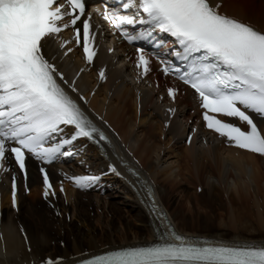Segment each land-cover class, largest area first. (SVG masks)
I'll use <instances>...</instances> for the list:
<instances>
[{
    "label": "snow or ice",
    "instance_id": "1",
    "mask_svg": "<svg viewBox=\"0 0 264 264\" xmlns=\"http://www.w3.org/2000/svg\"><path fill=\"white\" fill-rule=\"evenodd\" d=\"M221 6L218 0H118V6L111 8L104 0L102 13L97 11L130 44L147 41L156 32L174 38L169 55L186 67L161 60L164 74H175L194 91L208 129L232 146L264 156V29L221 12ZM86 9L87 0H0V162L6 154L14 155L25 176L26 153L50 164L73 155L80 138L97 145L110 143L104 127L107 121L94 119L82 106L80 101H87L79 95L75 81L68 83L50 55L55 38L71 30L76 46L93 63L96 33L92 13ZM71 42L61 40L59 47ZM165 43L154 41L155 49ZM71 51L67 48L64 54ZM136 53V67L147 75L149 54L143 47H137ZM99 78H106L104 69ZM176 92L173 87L167 89L173 99ZM109 169L119 175L114 165ZM39 171L44 197L54 196L47 170L40 167ZM64 175L80 189L101 180L95 174ZM60 191H64L63 182ZM12 204L16 205L15 175ZM158 239L148 246L105 250L80 264H264V244L198 243L177 232L170 221ZM41 264H60V260L49 257Z\"/></svg>",
    "mask_w": 264,
    "mask_h": 264
},
{
    "label": "bare ground",
    "instance_id": "2",
    "mask_svg": "<svg viewBox=\"0 0 264 264\" xmlns=\"http://www.w3.org/2000/svg\"><path fill=\"white\" fill-rule=\"evenodd\" d=\"M222 1L224 11L249 20L264 29V0ZM76 58H78L77 55ZM67 61L68 59H65L63 63ZM124 68L126 65L110 70V78L100 86L92 98V105L106 112L107 118L121 135L127 155L128 150L132 151L144 166L140 171L144 180L138 181L128 175V180L135 185L131 187L125 179H114L115 186L107 191L105 198H119L120 193L124 191L127 199L119 201L124 205V208L118 207L116 201H105L104 207L106 205L113 207V215L111 218H106V223L100 215L99 223L97 222L96 225L91 221L88 212L94 206L93 197H89L92 192L83 195L80 192L69 191L68 201L71 202V205L63 202L64 205L60 206L59 202V211L61 213L62 210L64 216L62 214V218H56L53 209L49 208L41 197L39 198L40 178L31 167L32 192L29 196L21 194L18 213L13 212L9 206L8 189L4 193L5 213L0 222V264H23L32 259H43L47 255L61 254L70 257L87 250L99 252L104 246L117 248L155 243L157 242L155 231L162 233L166 227L159 221L158 212H154V214L150 212V198L147 192L152 193L157 198L156 202L168 211L172 224L182 234L214 237L225 244H235L236 242L264 244V164L260 162L262 160L264 163V157L226 147L220 141L203 146L196 137L190 147L186 146L184 141L187 131L190 130L189 119L195 118V115L189 114L187 111V108L190 110L194 105L190 93L183 99H179V111L167 131L163 130L164 110L162 105L156 101V95L152 89H147L144 92L139 117L133 88L126 79L127 70ZM77 69L78 65L72 68V74H75ZM92 77V72L84 73L80 78V83H86L90 89L93 84L88 82L92 80ZM118 80L120 81L117 82ZM111 92L112 95H110ZM127 98H130L129 101L133 100L134 115L130 114L131 110L125 109L124 104L128 100ZM128 114L129 116H127ZM138 119L140 120L139 124L137 123ZM136 127H138V131H135ZM157 134L159 136L164 134L165 139L161 140ZM173 140L176 141L171 145ZM180 140L183 143L181 146L179 145ZM122 143H118L119 148ZM180 148L182 153L179 152ZM162 150L164 151L163 155H161ZM117 153L122 155L120 149ZM87 155L92 167L101 171L108 167V158L114 159L115 157L110 149L103 156L100 155L94 146L87 148ZM184 159L188 165L186 170L190 177L204 183V199H207L205 202L208 201L217 210H223V215L221 214L223 222L215 224L216 226H212L210 222L213 220V214H210V217H205L202 213L195 211L196 214L192 215V218L181 215L179 212L174 213L168 208L170 202H166L165 186L159 185L158 177L165 176L166 187L167 185L182 187L183 179L188 180L186 177L188 173H183L182 160ZM210 168L211 172L208 171ZM145 179L150 185L146 183ZM217 181L220 182V187L225 188L228 204L221 200L222 190L214 185ZM117 188H120V191ZM152 189L155 191L154 193ZM251 189H253V194ZM114 190L117 191L114 192ZM84 196L89 197V200L84 201ZM95 196L99 203L103 202V196L99 194ZM165 203H168V206ZM99 206L101 207V205ZM71 208H73V217L77 222L68 223L66 214L70 212ZM214 214L215 217L218 216L217 212ZM115 215L119 223L114 218ZM190 219L195 222L200 219L202 233L191 229ZM19 222L26 230L27 239L20 231ZM58 224L64 229L63 234L61 227L57 230L56 225ZM83 227L84 229L89 228L91 234L89 235ZM117 232H120L122 237L119 246L116 241ZM131 232L134 236L136 235L134 240L129 237ZM146 234L148 238L144 236ZM71 236H74L73 240L69 238ZM63 239H67L64 247L61 246V243L60 245L57 243L64 241ZM53 242L57 244L53 245ZM27 246L32 247V252L27 251ZM72 261L74 260L70 259L68 262Z\"/></svg>",
    "mask_w": 264,
    "mask_h": 264
},
{
    "label": "rangeland",
    "instance_id": "3",
    "mask_svg": "<svg viewBox=\"0 0 264 264\" xmlns=\"http://www.w3.org/2000/svg\"><path fill=\"white\" fill-rule=\"evenodd\" d=\"M134 98H135V96H134ZM127 99L128 100L124 104L125 105V109L126 110H128V109L131 110L130 114L134 115L133 112L135 110L133 111V104H132L133 100L132 101H129L130 98H127ZM127 116H129V114ZM139 117H140V115H139ZM139 121L140 120L138 119L137 120V123L138 124H139ZM135 131H138V127L135 128ZM157 136L160 137L161 140H164L161 137L162 135L159 136V134H157ZM156 139H157V137H156ZM175 141L176 140H173L171 142V145H173L172 143H174ZM181 143H182V141L180 140V143H179L180 146L183 144V143L182 144ZM180 149H179V152L182 153V149L181 150ZM163 154H164V151L162 150L161 155H163ZM260 162L262 164H264L262 160ZM182 163L184 164V168H183L184 171H183V173L186 174V172L188 173V171L186 170V168L188 166L186 164V160L185 159L182 160ZM204 163L207 164L206 161H204ZM192 167H193V165H192ZM208 171L211 172L212 171L211 168ZM186 177H188V180L185 181L183 179V181L181 183L182 184V187L180 185H175V186H172V187L170 185H167V187H166V184L164 183L165 176L162 175L161 177L160 176L158 177L159 185L165 186V190H166V200H167L166 202H168V203L170 202V206H168V203H165V204L168 206L169 210L172 211V212H174V213H178L179 212L181 215L188 216V217H192V218H193L194 214H196L195 211H197L199 213H202V215H204L205 217L206 216L210 217V214H213V220H210V222L212 223V226H216L215 224H219V222H221V221L223 222V216H222L223 215L222 214L223 210H217V208L215 206L211 205V203H209L208 201L205 202L207 199H204L205 198L204 197V194H205L204 188H203L202 191H199L198 190L199 189V186L204 187V183H201V181H199L197 179L191 178L189 173L186 174ZM216 184H214V185L222 190V197L223 198L221 197V200L224 203L228 204V201L226 200V195L227 194L225 193V188L223 186H221V187L219 186L220 185V182L219 181H217ZM263 184H264V182H263ZM116 191L117 190H114V192H116ZM118 191H120V188H118ZM251 192L253 194V189H251ZM97 194L98 193H91V194H89V197H93V199H94V206L92 208H90V210L88 211L90 213L89 215H90L91 221L94 224H96V225L99 223L98 222V217L100 215L104 219V222L105 223L107 221L106 218H108V217L111 218L112 215H113V213H112V208L113 207L112 206H109V205H106V207H104L105 206L104 205L105 204V201H116V202H118V204H117L118 207H123L124 205L121 204V203H119V201L120 200L122 201V200H126L127 199V196H126V194H124V191H123L122 193H120V197L119 198L118 197L116 199L113 198V197L105 198V196H103L102 197L103 198V200H102L103 202H100L99 203L98 199L95 196ZM83 195H85V194H83ZM26 196H29V195H26ZM89 197L84 196L83 197L84 201H86V200L88 201L89 200ZM39 198H40V196H39ZM202 200H204V201H202ZM97 203H98V205H97ZM61 205H64V204L60 202V206ZM68 205H71V202L70 201H69V204ZM99 205H101V207ZM204 205H206V206H204ZM72 209L73 208H71V210H70V221H68V223L77 222L75 220V218L73 217V210ZM216 212L218 213V216H216L217 218L214 216L215 215L214 213H216ZM61 213L63 214V211L62 210H61ZM54 216L56 217V214L55 213H54ZM63 216H64V214H63ZM56 218H59V217H56ZM60 218H62V217H60ZM114 218L116 220H118V218L116 217V215L114 216ZM198 220L199 221L195 222L192 219H190V224H191L190 226H191V229L192 230L200 231L199 233H202L201 232V230H202L201 229V227H202L201 226V222H200V219H198ZM118 223H119V220H118ZM78 224L81 225V223H78ZM56 227H57V230H59V228L61 226L58 224V225H56ZM83 229H84V227H83ZM84 230L89 235L91 234V230L89 228L84 229ZM61 232H62V234L64 232V229H62V227H61ZM135 236H134V234L132 232L129 235V237H130L131 240H134L135 239ZM144 236H146L148 238L147 234L144 235ZM69 238L71 240H73L74 239V236H71ZM121 239H122L121 233L120 232H117L116 233V241L118 243L117 246H119V242L121 241ZM63 240H64V242L67 241V239L66 240L63 239ZM57 243H59V245H60L61 241L60 242H57ZM57 243L56 242H53V245H55Z\"/></svg>",
    "mask_w": 264,
    "mask_h": 264
}]
</instances>
